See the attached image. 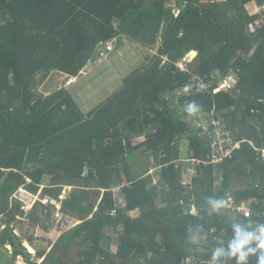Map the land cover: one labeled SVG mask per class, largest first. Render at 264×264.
Returning a JSON list of instances; mask_svg holds the SVG:
<instances>
[{"label": "trees", "instance_id": "16d2710c", "mask_svg": "<svg viewBox=\"0 0 264 264\" xmlns=\"http://www.w3.org/2000/svg\"><path fill=\"white\" fill-rule=\"evenodd\" d=\"M167 3L0 0V246L7 252L0 264H16L19 257L25 264H186L197 249L191 242L196 234L225 230L226 246L234 222L264 223V0H179L178 16ZM124 38L150 45L161 38L163 45L149 66L127 79L124 91L91 116L65 89L39 94L51 72L76 78L102 43L116 40L120 46ZM193 51L198 55L190 72H180L176 64ZM216 73L237 76V84L217 95L199 91L180 109L166 105L163 113L156 110L165 94L193 75ZM191 101L199 112L216 111L242 145L221 164L198 166L188 194L177 143L187 138L195 160L210 155L209 141L193 128L196 114L184 111ZM150 112L156 120H147ZM153 124L159 125L158 134L149 129ZM107 138L114 141L105 147ZM140 149L160 163V185H153L152 178L131 177L129 159ZM119 171L125 183H116ZM67 187L72 191L62 199ZM23 189L40 196L28 212L13 197ZM208 197L247 202L251 216L231 219L213 212ZM52 201L61 205L63 217L80 223L47 251L36 246L37 238L19 236L16 226L31 222L46 229L41 216L44 211L50 216ZM192 202L199 216L189 213ZM138 209L141 215L131 217ZM197 228L202 230L194 232Z\"/></svg>", "mask_w": 264, "mask_h": 264}, {"label": "crops", "instance_id": "0c3cea01", "mask_svg": "<svg viewBox=\"0 0 264 264\" xmlns=\"http://www.w3.org/2000/svg\"><path fill=\"white\" fill-rule=\"evenodd\" d=\"M167 5L168 7H171L169 3H167ZM113 45L114 50L112 52H108L102 43L98 47L96 58L89 62L88 66L80 73L78 77L73 78L54 71L51 72L49 76L42 82V85L46 84L50 79H52V76H56V78H54L55 83L60 81V85L56 86L57 89L55 91H60L62 89L67 90L68 93L74 98V101L80 108L81 112L86 116H91L96 110L101 109V107L106 105L115 95L124 91L126 88L127 79L134 73L142 71L144 67L149 66L156 57V50H135L132 48V46L124 42H122V45L119 46L116 40H113ZM177 90H175L173 93L169 92L163 96L162 104L156 106V110L158 112L163 113V107L168 105V103L164 101V97L172 96V94H174ZM51 94L53 93H50L47 96ZM184 100H186V98H183L180 101L181 107H174H178L179 109L182 108ZM168 106L172 107L170 105ZM153 115L156 117L155 119L152 118ZM150 117L153 120L157 119V115L152 114V112L148 113L147 120ZM153 126L157 128L159 133V125L153 124ZM147 133H150L149 129H147ZM147 133H145V135H147ZM152 134L155 133L152 132ZM231 134L233 135V133ZM233 137H235V135H233ZM112 140L114 141L113 138ZM177 144L179 145L180 159L183 163L182 182H193L198 166L204 164L199 163L202 162L201 160H195L190 157L191 153L189 148V140L187 138H181ZM121 165L123 166V164ZM122 166L119 167V169H122ZM128 166L132 178H152L153 185H160L161 166L156 160V157L150 154V152H145L144 149L137 150L129 159ZM122 176L123 174L120 171L115 173L114 178L116 183H125L127 181ZM67 191L70 193L72 191V187L66 188V191L64 192L66 195ZM87 191H93V189H88ZM101 193L103 194L104 190H101ZM114 193L116 194L119 203L123 204L124 200L119 194V190L117 188L114 190ZM65 197L63 198L62 196V199H65ZM46 200L49 202L48 199ZM54 203L55 202L52 201V204ZM140 215L141 211L139 209L130 213V216L133 218H137ZM70 221L74 220L72 219ZM116 243L117 240H114L113 248L118 246Z\"/></svg>", "mask_w": 264, "mask_h": 264}, {"label": "built area", "instance_id": "2783aa9c", "mask_svg": "<svg viewBox=\"0 0 264 264\" xmlns=\"http://www.w3.org/2000/svg\"><path fill=\"white\" fill-rule=\"evenodd\" d=\"M103 45L104 47H106V50L108 52H112L114 50V45L112 42H107ZM194 60L195 58L191 59L187 55L185 58H183V60L176 64V67L180 72L189 73V64ZM231 75L225 78L222 77L220 73H216L208 78L195 74L186 84L182 85L181 88H179L174 94H172V96H165L164 101L170 106H180L181 99L193 98L197 94V87L201 83L205 85L202 91L208 93H211L212 91L216 95L222 92H227L231 90L233 86H235V84H237V76ZM185 85L192 86L191 94H185L183 92V88ZM152 118L155 119L156 117L153 115ZM193 121L195 122L193 128L196 130L199 136L206 138L210 143V155L208 156L207 160L199 163H202L205 166L221 164L225 160L231 158L233 152L241 148L242 141L236 140L231 132L226 129L223 120L218 117L216 111H212L211 113L198 112L193 117ZM149 129L155 134L158 133L157 128L153 125H150ZM112 141V138H107L104 142V145H110ZM250 144L254 146V143ZM261 154L264 158V149L261 150ZM165 157L166 155H163V158ZM183 186L187 189L188 194H191L193 192L192 182H183ZM194 200L195 198H193V201ZM180 204L183 206L186 205L184 200H181ZM188 207V211L191 215L199 216L200 211L195 202L188 204ZM220 213L225 215L232 214L235 215L236 218H238L239 216L249 217L251 216L252 208L251 204L247 202H243L242 204L237 205L232 201L231 198L228 197L225 207L220 210ZM111 215H115V212H112ZM224 237L225 230H218L216 228H213L206 233L200 232L193 236L191 242L193 246L197 247V249H195L196 251L194 250V254H192L187 259L186 264H210L211 253L213 249L224 244ZM197 252H199L202 256L196 255ZM207 254H209V257L205 259L203 255Z\"/></svg>", "mask_w": 264, "mask_h": 264}, {"label": "clouds", "instance_id": "9594fccd", "mask_svg": "<svg viewBox=\"0 0 264 264\" xmlns=\"http://www.w3.org/2000/svg\"><path fill=\"white\" fill-rule=\"evenodd\" d=\"M205 85L199 84L197 91H202ZM185 94H191L192 86L185 85ZM184 111L188 115H195L200 111L195 101L188 102ZM207 203L213 212H219L225 207L224 198L208 197ZM197 228L193 231H201ZM231 239L227 245H220L213 249L210 264H228L235 261V264H251V258L255 257L256 264H264V223L249 221L247 223L234 222L231 225Z\"/></svg>", "mask_w": 264, "mask_h": 264}, {"label": "rangeland", "instance_id": "374dc122", "mask_svg": "<svg viewBox=\"0 0 264 264\" xmlns=\"http://www.w3.org/2000/svg\"><path fill=\"white\" fill-rule=\"evenodd\" d=\"M171 1L172 0H168V2H171ZM197 55H198L197 52L194 56L192 55V52L188 54L189 58L191 59L197 58ZM54 78H56V76H52V79H50L46 84L44 85H42V83L40 84L39 89H38L39 94L41 95L43 94L42 96H47L50 93L57 92L55 91L57 89L56 86L60 85V81L55 83ZM216 185L219 186V182H217ZM25 193L30 194L26 190L23 189V190H20L18 193H16L13 197L22 201L25 210L28 212L33 208L34 204L36 203V201L39 200L40 196L39 194H36V195L30 194L32 196V199H29L27 196H25L26 195ZM68 193L69 191H67V195L64 193L63 198L65 197V195L67 197L70 194ZM95 193H97V191ZM95 197L97 198L98 195ZM42 203L47 205L48 201L44 199L42 200ZM60 210H61V205L54 203V207L49 209L50 216L45 215L46 213L44 211L43 215L41 216L42 217L41 220L44 222V226L46 227V229L42 230L40 227L33 225L31 222H24V223L21 222L17 224L16 226L17 233L19 234V236L24 237V238L26 237V235H28L27 237H33L35 239L37 238L35 241L36 246L40 248H46V250L48 251V247L50 246V244H52L56 240L57 237H59L63 232L67 231L68 229L79 224V220L75 219L74 221H70L67 218L63 217L60 213ZM227 216L231 217V219H236L235 215L228 214ZM0 230H1V226H0ZM24 246L27 248V251L29 253L31 252L28 247H31L33 249V252H32L33 256H35V249L30 245L29 242L26 241L24 243ZM116 248L117 247H114L113 250L116 251ZM7 249L10 251V255H11L12 248L10 246H7ZM0 255H1L0 258H3L5 255H7L6 250L3 249L1 246H0ZM16 264H25V261L22 257H19L17 259Z\"/></svg>", "mask_w": 264, "mask_h": 264}, {"label": "water", "instance_id": "95a60500", "mask_svg": "<svg viewBox=\"0 0 264 264\" xmlns=\"http://www.w3.org/2000/svg\"><path fill=\"white\" fill-rule=\"evenodd\" d=\"M178 2H179V0H174V1L169 3L171 5V7H174L175 16H178L180 14V9L177 6ZM123 42L132 46V48L135 50H140V49L150 50V51L156 50V54H158L160 48L163 45V41L161 38L159 39V41L156 45H150V44L145 43L144 41L137 39V38H124ZM25 196H27L29 199H32V196L30 194H26Z\"/></svg>", "mask_w": 264, "mask_h": 264}, {"label": "bare ground", "instance_id": "6f19581e", "mask_svg": "<svg viewBox=\"0 0 264 264\" xmlns=\"http://www.w3.org/2000/svg\"><path fill=\"white\" fill-rule=\"evenodd\" d=\"M196 53L195 52H192V55L194 56ZM30 252L32 253L33 252V249L31 247H28Z\"/></svg>", "mask_w": 264, "mask_h": 264}, {"label": "flooded vegetation", "instance_id": "af4514ba", "mask_svg": "<svg viewBox=\"0 0 264 264\" xmlns=\"http://www.w3.org/2000/svg\"><path fill=\"white\" fill-rule=\"evenodd\" d=\"M172 1H174V0H172ZM172 1H171V2H172ZM168 3H170V2H168Z\"/></svg>", "mask_w": 264, "mask_h": 264}]
</instances>
